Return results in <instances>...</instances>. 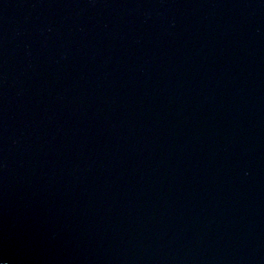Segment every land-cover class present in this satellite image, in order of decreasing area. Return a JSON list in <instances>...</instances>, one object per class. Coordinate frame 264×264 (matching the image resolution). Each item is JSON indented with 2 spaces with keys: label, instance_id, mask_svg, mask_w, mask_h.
Returning <instances> with one entry per match:
<instances>
[{
  "label": "water",
  "instance_id": "95a60500",
  "mask_svg": "<svg viewBox=\"0 0 264 264\" xmlns=\"http://www.w3.org/2000/svg\"><path fill=\"white\" fill-rule=\"evenodd\" d=\"M0 264H264V0H0Z\"/></svg>",
  "mask_w": 264,
  "mask_h": 264
}]
</instances>
